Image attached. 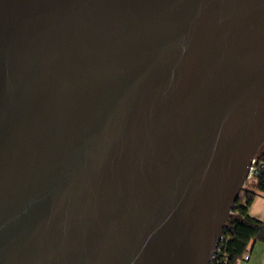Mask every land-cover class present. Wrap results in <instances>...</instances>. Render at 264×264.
Instances as JSON below:
<instances>
[{
	"label": "water",
	"instance_id": "obj_1",
	"mask_svg": "<svg viewBox=\"0 0 264 264\" xmlns=\"http://www.w3.org/2000/svg\"><path fill=\"white\" fill-rule=\"evenodd\" d=\"M264 144V0H0V264H210Z\"/></svg>",
	"mask_w": 264,
	"mask_h": 264
},
{
	"label": "trees",
	"instance_id": "obj_2",
	"mask_svg": "<svg viewBox=\"0 0 264 264\" xmlns=\"http://www.w3.org/2000/svg\"><path fill=\"white\" fill-rule=\"evenodd\" d=\"M259 151L257 155L264 160V151ZM260 193H264V167L256 181L246 183L242 189L225 226L221 250L216 253L211 264H237L249 254L255 243L264 242V220L250 213V208Z\"/></svg>",
	"mask_w": 264,
	"mask_h": 264
},
{
	"label": "rangeland",
	"instance_id": "obj_3",
	"mask_svg": "<svg viewBox=\"0 0 264 264\" xmlns=\"http://www.w3.org/2000/svg\"><path fill=\"white\" fill-rule=\"evenodd\" d=\"M264 151V145L259 149ZM260 152V151H259ZM250 213L264 220V193H260L253 202ZM251 259L244 257L238 264H264V242L258 241L256 246L249 251Z\"/></svg>",
	"mask_w": 264,
	"mask_h": 264
},
{
	"label": "built area",
	"instance_id": "obj_4",
	"mask_svg": "<svg viewBox=\"0 0 264 264\" xmlns=\"http://www.w3.org/2000/svg\"><path fill=\"white\" fill-rule=\"evenodd\" d=\"M263 167H264V160H262L258 155H256V157L253 159L252 165L250 167V171H249V175H248L246 183H252V182L256 181L257 176L260 174ZM221 243H222V241H221ZM221 243L219 244L217 250L215 251L213 258L215 257L216 253H218L221 250V247H220ZM249 257H250V255L247 254L246 258H249ZM213 258H212V260H213ZM212 260H211V262H212ZM211 262H210V264H211ZM214 264H219V263L216 262Z\"/></svg>",
	"mask_w": 264,
	"mask_h": 264
},
{
	"label": "crops",
	"instance_id": "obj_5",
	"mask_svg": "<svg viewBox=\"0 0 264 264\" xmlns=\"http://www.w3.org/2000/svg\"><path fill=\"white\" fill-rule=\"evenodd\" d=\"M256 246V243L254 244L253 248ZM249 259H251V256L249 257ZM238 264V263H237Z\"/></svg>",
	"mask_w": 264,
	"mask_h": 264
}]
</instances>
